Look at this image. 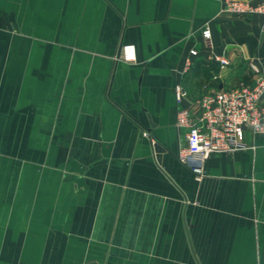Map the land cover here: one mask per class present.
<instances>
[{
    "label": "crops",
    "instance_id": "obj_1",
    "mask_svg": "<svg viewBox=\"0 0 264 264\" xmlns=\"http://www.w3.org/2000/svg\"><path fill=\"white\" fill-rule=\"evenodd\" d=\"M225 1L0 0V264H264V135L176 157L178 107L264 75L263 15Z\"/></svg>",
    "mask_w": 264,
    "mask_h": 264
},
{
    "label": "built area",
    "instance_id": "obj_2",
    "mask_svg": "<svg viewBox=\"0 0 264 264\" xmlns=\"http://www.w3.org/2000/svg\"><path fill=\"white\" fill-rule=\"evenodd\" d=\"M222 10L231 14H260L264 17V0L257 3L229 0L224 2ZM262 29L264 31V25ZM201 36L210 43L208 27L203 28ZM195 54L194 49L189 50L190 56ZM118 56L127 63L133 62L134 46L120 45ZM213 60L220 67L228 64L223 55H213ZM185 64H189V59H185ZM247 67L252 74L251 82L204 92L187 106H180L176 110V127L186 129L184 145L178 149L176 157L196 178L200 177L203 162L211 153L246 148L245 132L264 135V75L252 59L248 60ZM173 94L176 103H180L186 95L178 84L174 85Z\"/></svg>",
    "mask_w": 264,
    "mask_h": 264
},
{
    "label": "water",
    "instance_id": "obj_3",
    "mask_svg": "<svg viewBox=\"0 0 264 264\" xmlns=\"http://www.w3.org/2000/svg\"><path fill=\"white\" fill-rule=\"evenodd\" d=\"M152 148L156 152L159 151V147L155 143L152 144Z\"/></svg>",
    "mask_w": 264,
    "mask_h": 264
},
{
    "label": "rangeland",
    "instance_id": "obj_4",
    "mask_svg": "<svg viewBox=\"0 0 264 264\" xmlns=\"http://www.w3.org/2000/svg\"><path fill=\"white\" fill-rule=\"evenodd\" d=\"M243 83H246V82H243Z\"/></svg>",
    "mask_w": 264,
    "mask_h": 264
}]
</instances>
